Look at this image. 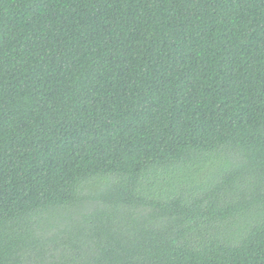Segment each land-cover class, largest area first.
Returning <instances> with one entry per match:
<instances>
[{"label": "trees", "instance_id": "trees-1", "mask_svg": "<svg viewBox=\"0 0 264 264\" xmlns=\"http://www.w3.org/2000/svg\"><path fill=\"white\" fill-rule=\"evenodd\" d=\"M0 264H264V0H0Z\"/></svg>", "mask_w": 264, "mask_h": 264}]
</instances>
